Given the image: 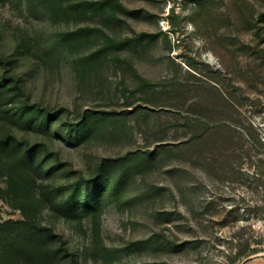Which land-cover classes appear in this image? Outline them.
<instances>
[{"label": "rangeland", "instance_id": "rangeland-1", "mask_svg": "<svg viewBox=\"0 0 264 264\" xmlns=\"http://www.w3.org/2000/svg\"><path fill=\"white\" fill-rule=\"evenodd\" d=\"M119 1L132 11L119 20L73 21L45 0H0V77L65 109L33 139L58 152L33 195L68 253L54 239L49 259L20 264H264V0ZM84 28L103 31L63 43ZM105 34L141 39L87 62ZM3 96L0 132L13 131L22 103ZM84 117L86 137L67 139ZM81 180L96 206L65 217L62 202L85 204ZM4 194L0 225L23 220Z\"/></svg>", "mask_w": 264, "mask_h": 264}, {"label": "trees", "instance_id": "trees-1", "mask_svg": "<svg viewBox=\"0 0 264 264\" xmlns=\"http://www.w3.org/2000/svg\"><path fill=\"white\" fill-rule=\"evenodd\" d=\"M47 10L58 12V19L62 16L73 21L89 19L98 14H106L113 11V17L120 19L117 12L119 9L132 12L120 3L119 0H45ZM115 3V4H114ZM112 4L115 8H112ZM95 30L103 31L100 28H84L62 35L63 43L71 48L82 39L88 37L89 33ZM89 32V33H88ZM103 44L86 57L90 63L98 59L103 53L119 51L129 41H140V37L116 39L108 34ZM10 62L0 57V64L8 67ZM0 77V99L6 95L11 97L12 102L16 99L22 103L19 110L14 111L17 122L13 131L2 130L0 132V176H4L7 182V189H0L11 197L9 201L17 207L23 215V220L9 221L0 225V254L2 264H20L22 257L32 255L36 259H49L51 257L50 243L58 239L60 249L58 253L64 251L68 253L65 241L61 235L46 226L40 225L36 221L37 204L39 199L34 198V173L52 172L53 166L58 163V152L51 151L47 141L36 140L43 132L47 137H51L52 131L57 121L61 119V114L65 109L50 110L41 108L30 102L26 96V87L22 78L8 75V70ZM10 102V103H12ZM2 102H0L1 112ZM88 116V115H87ZM90 118L84 117L68 133L67 139L82 140L86 137L90 127ZM48 161V166H47ZM48 167V168H47ZM87 182L81 180L78 184L77 193L81 196L85 194V204L73 206L68 202H62L65 217L75 218L76 214H89L96 206L97 198H94L87 185L86 192L83 187Z\"/></svg>", "mask_w": 264, "mask_h": 264}]
</instances>
